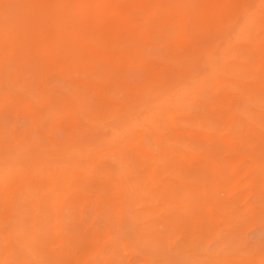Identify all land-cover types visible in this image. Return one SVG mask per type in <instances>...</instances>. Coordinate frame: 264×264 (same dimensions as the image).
Wrapping results in <instances>:
<instances>
[{
    "label": "bare ground",
    "instance_id": "bare-ground-1",
    "mask_svg": "<svg viewBox=\"0 0 264 264\" xmlns=\"http://www.w3.org/2000/svg\"><path fill=\"white\" fill-rule=\"evenodd\" d=\"M4 1L0 0V6ZM193 1L194 6L190 7L179 0H25L27 18L31 20L29 26L20 25L0 12V70L3 63L10 64L17 54L34 49L60 71L66 81L70 71L91 60L138 66L151 72L159 63L150 64L125 50L119 45V38L114 45L96 44L82 27L94 23L114 30L117 37L126 30L151 41L149 24L158 23L171 34L167 46L171 59L163 63V68L178 74L175 81L164 82L163 75L150 73L147 82L140 86V90L151 97L147 102L135 104L128 99L115 102L106 98L110 106L119 103L125 110L126 121L112 126L111 134L100 141L95 139V143L54 146L33 154L30 151L37 147L26 136L16 135L13 145L0 132V147L15 151L0 160V264H51L53 258L73 264L84 261L98 264L99 256L115 240L124 250H137L129 239L108 227L87 232L85 244L78 245L62 216L66 207L76 208L83 217L85 208L90 205L99 216L101 207L110 206L120 222L122 218H130L142 237L164 240L168 207L177 206L171 197L173 181L168 175L169 156L181 162L180 167L207 179L196 184L179 181L195 197V204L177 206L185 222L198 221L197 209L214 226L227 223L235 205L249 211L264 209V127L245 116V112L250 111L264 115V103L252 96L264 94V75L257 82L246 83L235 81L227 74L239 65L236 59L239 51L253 55L250 67L254 70L264 66V0ZM227 24L235 26L233 31L229 26L232 32L214 40L203 51L192 47L202 30H218ZM243 38L251 41L244 43ZM75 50L81 53L71 56V51ZM201 65L206 69L204 73ZM83 85L98 95H107L106 82L88 80ZM210 85L227 91L216 105L224 107V101L232 97L243 104V109L228 113L217 109L216 105L211 106L232 129L230 135L183 129L178 124L180 119L188 118L187 103L203 105L202 95L211 89ZM41 98L59 101L63 113L72 119V125L77 122L76 114L84 111L83 99L76 92L58 95L50 91ZM35 99L12 92L0 94V110L12 101L19 105L21 115L32 120L39 116ZM165 126L186 140L238 153V156L233 157L230 164L207 160L203 154L174 143ZM146 137L155 142L156 148L143 145ZM111 158L115 159L112 167L107 164ZM245 176H249L246 181ZM23 206L29 209V214ZM49 209L57 211L55 222L47 215ZM223 262L264 264V249ZM146 264L169 263L162 257L148 259Z\"/></svg>",
    "mask_w": 264,
    "mask_h": 264
},
{
    "label": "rangeland",
    "instance_id": "rangeland-1",
    "mask_svg": "<svg viewBox=\"0 0 264 264\" xmlns=\"http://www.w3.org/2000/svg\"><path fill=\"white\" fill-rule=\"evenodd\" d=\"M179 1L186 6H194L193 0ZM25 6V0H5L2 6H0V12L20 25L29 26L31 20L27 18V8ZM229 26L233 31L232 28L235 27L233 24L223 25L218 30H202L199 32L198 38L193 43L192 47L203 51L214 40L232 32L231 30L229 31ZM82 28H84L89 38L96 44L114 45L117 38H119V45L122 48L129 52L136 53L138 56L146 59L150 64L156 65L159 63L157 64L158 66L156 65L158 68L155 66L154 70L149 72L148 69L143 67L113 65L99 60H91L79 66L78 69L75 67L70 71L67 74L68 80L66 81L65 78L62 79L63 76L60 71L53 68V65L46 60H43V57H40L41 54L38 51L27 49L23 55L17 54L10 64L3 63L1 65L0 94L3 95L4 93L12 92L18 95L35 97V105L39 111V116L31 120L21 115L19 105L12 101L0 110V132L3 133L4 137L13 145L16 135L26 136L32 141L35 147H37L30 151L35 154L37 152L49 150L54 146L65 147L68 145H85L92 143L91 141L95 143V139L97 138L98 141H100L111 134L112 126L122 124L126 121L125 110L118 105L119 103L115 106H110L105 102L106 98H111L115 102L128 99L135 104H140L151 99L148 93L140 90V86L147 82L150 73L154 72L163 75L162 80H164V82H173L177 79L176 77L178 74L175 71L166 70L167 67L163 68L164 64L169 63L171 59L170 51L167 49L171 34L167 33L158 23L149 24V30L153 37L152 39L149 35L152 39L151 41H146L140 35L131 34L126 30H122L117 37V35H114V30H106L102 28V26H98L94 23H86ZM157 34L158 36H156ZM250 41V38H243L244 43ZM71 53L72 56L78 55L81 52L75 50L71 51ZM158 53L163 56L160 54V56H158ZM236 59L239 65L227 72L235 81L246 83L257 82L262 75H264V66L258 70H254L250 67L251 62L254 60L251 53L239 51L236 55ZM200 69L203 73L206 71L203 65H201ZM58 74H60V76ZM130 76H133L132 80ZM88 80L108 83L107 95L103 97L100 94L94 93L91 89L86 88L83 82ZM210 87L211 89L208 88L202 95L205 104L187 103L185 106V113L188 118L180 119L178 124L183 129H204L205 131L218 135H230L232 129L227 127L226 120L216 115L211 109L212 105H216L215 102L218 98L225 96L227 91L217 90L213 85H210ZM50 91L58 95H68L69 93L75 92L80 94L83 99L84 111L76 114V127L72 125V119L69 115L67 116L64 114L65 112L63 113L59 101L53 98H41L42 94ZM252 96L264 103V94H252ZM224 102H226L224 107L220 105H216V107L217 109L223 110L225 113L232 110L243 109L242 102L234 97ZM245 116L264 127V115H259L257 112L250 111L245 112ZM218 124H220L221 127H219ZM77 127H79V129ZM164 129L171 138H174V143L178 142L181 146H185L190 150L203 154L207 160L230 164L231 159L238 156V153L228 152L221 148H217L219 150L217 151V149L212 146L196 144L186 140V137H183L180 133L171 130L167 126H165ZM83 138H85V140L91 139L87 143ZM143 145L150 149L156 148L155 142L148 137L143 139ZM208 147L213 148V151ZM12 152L15 151L8 147H0V160L12 156ZM177 162L178 161L173 157H168V175L169 179L173 181L171 197L174 202L177 203V206L180 203H185L186 205L195 204V197L187 192L179 181L185 180V182L196 184L201 180V182H206L207 179L205 177L203 178V175L197 172L188 171L183 166V168L180 167L181 162ZM107 164L110 167H112V165L114 166L115 159H109ZM183 169L185 170L184 173L182 172ZM174 170L176 173L173 172ZM247 179H249V176L243 178L244 181ZM177 206L171 204L168 207V225L164 229L166 237L164 240L160 241L154 238L142 237L130 218H122L120 222L117 213L110 206L101 207V215L99 216L90 205L85 208L83 217L79 216V211L76 208L66 207L62 210V216L70 230V234L74 236L78 245L85 244L87 232L102 231L107 227L112 229L115 233H120V235L129 239L130 242L136 245V251H128L126 249L124 250L123 245L119 241H112L105 249V253L99 256L98 264H146V260L148 259L162 257L166 258L169 264H233L231 262H221L223 260L235 261L239 256L252 254L264 249V209L260 208L249 211L240 205H235L229 216L228 222L220 223L219 225L215 224L214 226V223L207 219L203 213H199V209H197L198 212L195 211L197 213L195 218L198 220L196 223L192 221L185 222L182 216H180L179 207ZM23 208L25 212L29 214V209L24 206ZM171 211L178 213V215L174 213L169 214ZM47 215L52 221H56L57 211L49 209ZM176 217L180 220H177ZM170 219H172V222ZM198 226L199 229H197ZM201 226L206 227L202 228ZM159 229L163 230L161 227H159ZM185 230L188 231L185 232ZM213 230L217 231V235L215 234L216 231ZM202 235L204 237L203 239L201 237ZM185 236L186 238H184ZM225 243L228 246H226ZM85 263L94 264L87 261L81 262L80 264ZM51 264L73 263L53 258Z\"/></svg>",
    "mask_w": 264,
    "mask_h": 264
}]
</instances>
